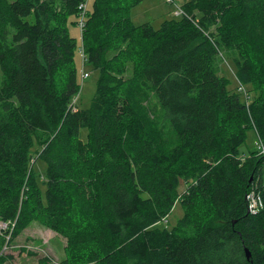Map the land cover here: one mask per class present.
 Segmentation results:
<instances>
[{
    "label": "trees",
    "instance_id": "1",
    "mask_svg": "<svg viewBox=\"0 0 264 264\" xmlns=\"http://www.w3.org/2000/svg\"><path fill=\"white\" fill-rule=\"evenodd\" d=\"M81 1L0 0V246L35 221L65 239L36 264H264L246 197L263 160L239 156L248 130L264 143V0H185L157 28L133 23L142 0H88L78 42ZM81 46L98 71L86 108Z\"/></svg>",
    "mask_w": 264,
    "mask_h": 264
},
{
    "label": "rangeland",
    "instance_id": "2",
    "mask_svg": "<svg viewBox=\"0 0 264 264\" xmlns=\"http://www.w3.org/2000/svg\"><path fill=\"white\" fill-rule=\"evenodd\" d=\"M184 1L174 0L172 3L166 0H142L131 11L132 21L135 25L150 23L154 28H157L164 19L178 17L180 15L177 14L179 11L178 8L182 9ZM77 25L71 26L70 32L80 42L81 30ZM83 60L84 52L81 46L75 56L78 69L77 74L81 86L77 98L75 97L72 102L79 107L86 108L90 105L95 95L98 71L92 69L90 65H84ZM235 71L236 67L231 60H223L221 63V74L230 80L229 87L231 90L243 93L245 100H248V94L250 96L252 95L251 87L239 83L235 77ZM84 72L87 73V76H83ZM84 133L85 131H82V136ZM258 138H260L258 132L254 129L248 130L245 141L239 147V156L249 155L254 150H257L256 141ZM35 149L36 146L32 148L33 151ZM261 157L263 156L261 155ZM262 160V166H264V159L262 158ZM34 169L39 175H42L45 169V163L41 160L36 161L34 159ZM185 187L186 183L182 180L179 186V192L181 193ZM182 214V206L179 202H176L167 217L158 225L172 228L177 224ZM1 228L5 229L6 224L0 221ZM3 235L5 236V242L0 246V255L4 256V261L0 264H36L37 259L43 255L49 256L54 262H59L65 257V239L38 222H31L9 244L7 243L9 234L3 233Z\"/></svg>",
    "mask_w": 264,
    "mask_h": 264
},
{
    "label": "built area",
    "instance_id": "3",
    "mask_svg": "<svg viewBox=\"0 0 264 264\" xmlns=\"http://www.w3.org/2000/svg\"><path fill=\"white\" fill-rule=\"evenodd\" d=\"M166 1L173 3L174 0H166ZM87 4H88V0H82L77 7L79 12V18L77 24L80 30H82L84 25V16L86 13ZM178 10L179 11L177 14L180 15L184 14L182 9L178 8ZM83 76H87V73L84 72ZM256 149L258 151V154L262 155L263 156L262 158L264 159V143L260 138H258V140L256 141ZM260 179L261 181L257 183V185H255L253 188H251L246 195L248 200V209L252 214L258 213L260 210L264 208V166H263V173Z\"/></svg>",
    "mask_w": 264,
    "mask_h": 264
},
{
    "label": "water",
    "instance_id": "4",
    "mask_svg": "<svg viewBox=\"0 0 264 264\" xmlns=\"http://www.w3.org/2000/svg\"><path fill=\"white\" fill-rule=\"evenodd\" d=\"M245 252H246V256H247V258H249V256H250V253L248 252V250H247V249H245Z\"/></svg>",
    "mask_w": 264,
    "mask_h": 264
}]
</instances>
